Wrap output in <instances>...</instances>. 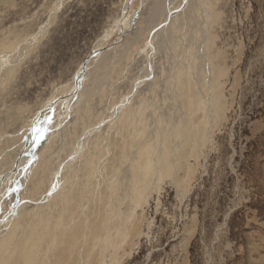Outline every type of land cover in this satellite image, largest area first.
<instances>
[{"label": "rangeland", "instance_id": "obj_1", "mask_svg": "<svg viewBox=\"0 0 264 264\" xmlns=\"http://www.w3.org/2000/svg\"><path fill=\"white\" fill-rule=\"evenodd\" d=\"M143 1H0V51L16 48L46 27L18 63L0 76V165L29 140V119L37 122L38 111L51 109L48 100L62 92L92 49L118 41L116 23L123 7L130 2L134 16ZM203 1L198 14L207 13V26L184 23L178 58L175 49L159 52L153 84L127 101L126 113L90 139L80 161L63 173L62 188L44 206L41 202L17 217L8 235L1 236L0 264H264V0ZM142 14L139 10L134 17L143 34L126 57L112 64L110 58L104 60L111 73L102 92L89 97L66 136L60 131L46 143L27 181L31 196L46 191L53 151L61 148L66 155V147L82 129L136 90L137 82L127 92L139 74V62L132 70L128 66L155 36L154 28L145 29ZM205 28L207 56L224 70L220 81L226 99L220 112L206 99L209 86L195 81L198 68L192 66L201 54V47H195ZM190 35L194 36L189 40ZM129 38L126 33L121 41ZM180 141H188L189 148L188 154L176 158L175 181L171 162L170 167L157 168L158 151L162 148L170 158L176 157ZM4 208L3 215L8 210Z\"/></svg>", "mask_w": 264, "mask_h": 264}, {"label": "bare ground", "instance_id": "obj_2", "mask_svg": "<svg viewBox=\"0 0 264 264\" xmlns=\"http://www.w3.org/2000/svg\"><path fill=\"white\" fill-rule=\"evenodd\" d=\"M0 1H2V0H0ZM129 3L130 2H128L123 7V9H122L123 16L121 18H118L117 19V23H116L117 29L116 30H118V31L121 32V34L118 37V41H114V43H112L110 47H104L101 50H100V46L98 47V49L96 51H94L92 49L91 54L88 56V58L90 57L89 60L87 62H85L80 67V69L77 71V73L74 76V78L71 79V81H69L68 84L64 85L62 92L61 93H58L57 95H54L53 97H51L48 100L47 106H48V108L51 106V109H48L47 111H43V110L38 111L37 116H35V118H36L35 120L37 122L32 123L33 122V119H31V118L29 119V124H32L30 126L32 128V131L30 130L32 135L31 136L29 135L30 136V138L28 137L29 140L28 141L26 140V142H24L23 144H21V146L18 149H16L11 154V156L8 158V160H6L5 163H3L2 165H0V238H1V236L3 234H4V237H5V234L8 235L11 227L13 226L12 223H13V221L17 217H20V215H22L23 213H26V211L29 208H31V207L37 208L38 206L41 205L40 204L41 202H42V205L43 204H46L45 203L46 200L50 199L52 196H54V194L56 192H58L62 188V186H63L62 184H64L63 181H65V180L62 179L63 173L66 170L72 168L74 166V163H76V162L78 163L80 161L79 158L84 154V152L89 147L90 139L94 135H96L97 133H99L101 130L105 129L108 124L112 123V120H115V118H116L117 115H119L122 112H125L126 113V110H128L127 107H126L127 106L126 105V102L127 101H129L131 98L132 99L136 98V96H138L139 92L142 93V91L144 90V88H148V87H150L153 84V82H154V75H155V73L157 72V69H158L157 68V62H158L157 59L160 57V56H158L159 55V52L163 55V52L166 49L171 48L172 50L175 49V51H176V57L179 56L178 54L181 53L180 52V49H183V48L180 47L179 50H178V47L181 44V40H180L181 39L180 38L181 32L180 31H181V29H183L184 23H186V24H189V23H193V24L196 23L197 24V23H199V25L201 27H204V24H206V26H207V23L205 22V21H207L205 19V15L207 13H205V15H204L203 10H202V14L201 15L198 14V8L199 7L201 8L202 4L204 3L203 0H144L143 2H141V5L135 9V10H138L135 13V15H138L139 10H143V14L142 15H146V22H145L146 25H144L145 26V29L146 30H150L151 28H154L155 36H153L152 34H150L152 36H151V39L147 41V46L145 48H143V49H139L136 52V54H135V58L136 59L133 60L132 62H130L129 66H128V71L129 70H132L134 64L137 65L138 62H139V64L137 65L139 74L133 80L132 85L128 84L129 85L128 86L129 88H128L127 92L130 90V87L131 86H134L133 84H135L137 82V88H136V90H134L133 92H131L130 95H128L127 98L125 97L124 98V101H121V102L119 101L113 107L110 105V108H108L107 111H104V113H103V115H102L101 118L94 119L91 122L90 125H88L84 129H82L81 132L75 137L74 141L72 142V145L70 147L69 146L66 147V150H67L66 155L64 153L61 154V151H62L61 148H60V151H57L58 148L53 151V154H54V157H55V161H54V164L52 163L53 165L49 169V177H48L49 178V181H48V186L46 188V191L31 196L28 193V191H27V189H28V187H27V183L28 182L27 181L31 178L32 169H33V167L35 165L36 160L40 159L41 158L42 151L43 150H46V148H45L46 147V143L51 142L50 140H51L52 136H54V135L57 136V133L60 132V131H64L62 134L65 133V136H66V133L70 129V123H74L77 120L78 115L80 113H82L83 110H85V107H86L85 104L87 103L86 101L89 99V97H91L93 95L97 96L98 94H100L102 92V89H103L102 88V85L104 84V82H106V79H108L109 74L111 73V67L109 65L104 64V60L106 58H110V61H111V64H112L113 62L117 61L118 59H121V58L123 59L124 57H126V53H127L128 49L133 45V43L135 42V40H137V38L141 34H143V33H140V30H141L140 27H139L140 25L136 23V20H137L138 16L134 17L135 15L134 16L131 15L132 14L131 10L129 11ZM204 9H207V8H205V6H204ZM214 9L215 8H213V10ZM56 10H57V7H56ZM207 11H210V10L208 9ZM127 16H130L128 18V20H127ZM161 17L164 18V20H163L162 23H161V20L163 18H161ZM207 19H209V18H207ZM208 27H209V25H208ZM196 28L199 29V27H195L194 29L196 30ZM206 29L207 28H205L204 30H202L203 31V34H204L203 35L204 38L200 37V38H202V41L200 40L201 43L200 44L199 43L196 44L197 46L194 45V46H196L195 48L201 47V49L199 48L201 50V54L197 58L198 61L196 59L195 61H193V63L192 62L191 63L193 64L192 66H193L194 70H196L198 68L197 69V72H196V75L197 76L194 75V77H196V80L195 81H197V82H203L204 81L206 83V88L209 86L210 93H208L209 94V97L206 98V99L207 100H211L215 104V106H217V109H218L217 112H220L221 108H223V106L225 104V99H226V98L224 99L225 96H224V94L222 92V83L220 81L221 76L224 74V70L222 69V67L220 68L219 65H216L214 63L213 59L211 60L208 57L209 55L207 56V54L209 53V51L207 53V46H206V44L209 43V42L206 43ZM45 30H46V27L43 26L42 29H39V31L33 37H31L27 41L21 43L16 48H13V49L11 48L10 50H6V51L5 50H1L0 51V76H1V78L6 73V71L11 67V65L13 63H18V61L20 60V58L25 53V50L29 48L28 46L29 45H32V43L34 42V41H32L33 38H36L35 40H37V38L40 36V34H42L43 32H45ZM113 30H114V28H113ZM188 30H191V29H188ZM126 33H128L130 35V38H129L130 40L129 41H126V42H122L121 40L123 39V36H125ZM184 35L185 34H183V36ZM191 36L192 35H190L189 40L194 35L192 37ZM196 39H195V43L198 40V39L197 40ZM183 40H184V37H182V41ZM193 41L194 40H192V42ZM208 46L210 47V45H208ZM189 49H191V48H189ZM194 51H196V50H194ZM194 51H192V52H194ZM197 51H198V49H197ZM187 52H186V55H187ZM197 53L199 54V52H197ZM183 55L186 56L185 53ZM189 55H190V53H189ZM195 56H196V54H195ZM195 56L193 55V57H195ZM118 61H120V60H118ZM181 61H182V59H181ZM186 62H188V61H186ZM183 63L185 65V62H183ZM179 65H183V64L180 63ZM187 65H190V64H187ZM192 66H191V68H192ZM184 67H186V65ZM168 68H170V67H168ZM181 68H183V66ZM187 69H188V67H187ZM168 70H170V69H168ZM176 71H177V69H176ZM176 71H174V72H176ZM171 72H173V70L170 71V73ZM188 72H189V70H188ZM178 73H179V71L177 72V74ZM170 75H168V77H170ZM189 75H190V73H189ZM124 76H126V75L124 74ZM178 77H175V78H178ZM7 78H8V76H7ZM188 78L189 77H187V79ZM4 79H6V78H4ZM183 79H185V78H183ZM170 80H172V79H170ZM179 83L181 84V82L178 81V84ZM170 84H172V83H170ZM202 84L204 85V83H202ZM193 85L195 87V84H193ZM0 86H2V84ZM168 86H170V85H168ZM135 87H136V85H135ZM178 87L179 86H177V88ZM189 87H191V86H189ZM194 87H193V89H194ZM196 87H198V86H196ZM165 88H166V90L168 89L167 87H165ZM177 88H176V91H177ZM185 88H186V86H185ZM185 88H184V90H185ZM206 88H204V89H206ZM167 91H170V90H167ZM181 91H183L182 88H181ZM174 95H176V94L174 93ZM202 95H204V93ZM179 96H178V98H179ZM195 96H193V97H195ZM176 97H177V95H176ZM176 97H174V98H176ZM180 98H179V101H180ZM184 98H182V99L184 100ZM203 98H204V96H203ZM137 99H138V97H137ZM154 99H156V98H154ZM182 99H181V101H183ZM187 101H190V100H187ZM202 101L204 102L205 100H202ZM208 103H209V101H208ZM153 105H151V106H153ZM182 105H181V108H179V109H182ZM47 106L45 108H47ZM184 107H186V106H183V108ZM206 108H208V107H206ZM149 110L152 111L153 109L152 108L151 109L149 108ZM163 110H164V108H163ZM214 110H216V109H214ZM150 111H149V114H151ZM184 112H186V110ZM209 114H211V111H210ZM9 115H11V114H9ZM152 115H154V114H152ZM217 115H218V113H217ZM3 116H5V115H3ZM210 116H212V114ZM152 117L154 118V116H152ZM156 117L158 119V116H156ZM163 117H165V115ZM149 118H151V117H149ZM166 118L164 120H166ZM184 118H185V116H184ZM157 119H156V121H157ZM161 119L163 121V118H161ZM167 119H172V118H167ZM173 119H174V117H173ZM149 120H148V122H149ZM5 121H6V119H5ZM167 122H168V120H167ZM6 123H7V121H6ZM154 123H152V124H154ZM157 123H159V122H157ZM168 123H170V122H168ZM172 123H173V125H176V124H174V121ZM175 123H176V120H175ZM155 124H154V126H157ZM14 125H12V127ZM4 126H2L1 128L3 129ZM181 126H184V125H181ZM165 128L166 127H164V129ZM171 128H172V126H171ZM182 129H183V127H182ZM152 130H151V132H152ZM168 130H171V129L168 128ZM168 130L166 131V129H165L166 134L171 133ZM173 131L175 133H177L179 130L178 129H173ZM184 131H183V134L182 135H184V133H186ZM186 131H187V129H186ZM181 132H182V130H181ZM8 135H10V134H8ZM153 135H156V134L154 133ZM187 136H189V135H187ZM165 137H167L166 139H168V136H164V138ZM63 139L65 140V137ZM173 140H174V138H173ZM2 141H3V139L1 138L0 139V144L2 143ZM16 141L17 140L13 141L12 143L15 144ZM94 143H95V141H94ZM93 147L95 148L96 146H93ZM188 148H189L188 141L186 143H182V142H181V144L179 143L178 148H176V150H175L176 157H173V158H170L169 153L166 152V151L164 152V150L161 148L160 149V152L158 151V154L160 155L161 167H157V168L158 169L159 168L163 169L166 165H169V162H171V164L175 165L176 172H175V175H174V180L176 181L177 180V170H178V163H176V158L177 159H180V157L182 156V154L184 152L187 153ZM166 149L167 148H165V150ZM92 150H95V149H92ZM138 158H140V157H138ZM87 164H88V161H87ZM157 164H159V163H157ZM168 167H170V165ZM179 167H180V165H179ZM86 174H88V173H86ZM140 180H142V179H140ZM142 186H143V184H142ZM134 190H136V189H134ZM125 193H126V191H125ZM66 196H67V193H66ZM5 206H7L8 210L3 215V210L5 209L4 208ZM133 215H134V213H133ZM76 225H79V224H74L73 226L75 227ZM74 229L75 228H73V230ZM7 241H8V239H7Z\"/></svg>", "mask_w": 264, "mask_h": 264}]
</instances>
